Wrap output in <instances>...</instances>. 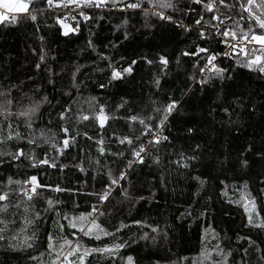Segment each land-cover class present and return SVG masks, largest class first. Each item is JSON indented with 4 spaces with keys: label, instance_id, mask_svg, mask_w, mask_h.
I'll list each match as a JSON object with an SVG mask.
<instances>
[{
    "label": "trees",
    "instance_id": "1",
    "mask_svg": "<svg viewBox=\"0 0 264 264\" xmlns=\"http://www.w3.org/2000/svg\"><path fill=\"white\" fill-rule=\"evenodd\" d=\"M66 1L0 23V264H264L261 54L216 35L264 32V0H104L70 36Z\"/></svg>",
    "mask_w": 264,
    "mask_h": 264
},
{
    "label": "snow or ice",
    "instance_id": "2",
    "mask_svg": "<svg viewBox=\"0 0 264 264\" xmlns=\"http://www.w3.org/2000/svg\"><path fill=\"white\" fill-rule=\"evenodd\" d=\"M53 2V0H48V3L51 4ZM78 2V0H77ZM86 2H91V0H86ZM104 0H101V3H103ZM197 2H199V0H197ZM31 0H0V23H15L17 21L18 18V14L21 13H28L29 11V6H30ZM221 3H223V0H221ZM254 0H248V4H253ZM131 7H137V5L133 4L130 5ZM207 7L209 8V10L212 9V4L207 5ZM248 11H251V9H247ZM11 14V15H10ZM255 20L257 21L258 27L262 30H264V19H261L260 16H255L254 17ZM31 19L35 20L36 17L34 15H31ZM214 19H219L218 17H214ZM200 21H197V23H199ZM61 23H63V21H61ZM251 35H249V33H244L242 37L239 38L240 40V44H231L229 45L234 51L237 49V47H239V52L237 53L238 55H244L247 56L249 51L252 52H256L259 51L261 53L260 56H255L254 59H251L248 62V66L249 67H253V66H257L259 67V70L261 72H264V32H262L261 34H256L255 31L253 30H249ZM67 34V33H65ZM223 36L225 37H231L232 39H237V33L235 31L232 30H228L225 31L223 33ZM247 42V43H244ZM247 44H259L261 47L259 49H248L247 48ZM243 45V46H240ZM199 51L204 52L206 51L205 49H200ZM216 59L215 55L210 56L209 58V63L211 64L212 61H214ZM162 61L164 63H167L166 60ZM213 69L219 74L221 72H223V69H219L216 68L215 65H213ZM125 71H131V69H126ZM120 73L119 72H115L114 73V78L119 77ZM175 107V104H170L168 105L167 111L171 112L172 109ZM85 119H87V117H84ZM166 118V117H165ZM104 119H106V117H104ZM130 142V141H129ZM158 142V141H157ZM67 141H64V145L67 146ZM141 151H143V149H141ZM19 155H23L22 152L17 154V158L19 157ZM137 155H139V153H137ZM43 163H48L47 160L42 161ZM19 183V182H17ZM27 183L32 184V188L31 189H27L25 190V195L26 198L28 200H32L33 195L36 194V190L37 187H40V185L38 184L36 177H32L31 180H29ZM113 183H116V181L114 180ZM55 191H61V189L56 188ZM8 199V194L4 193V194H0V201H5ZM102 199H107V194H105ZM49 205H52V201L49 200L48 201ZM250 203H252V209H249L247 205H245L246 210H248L249 212H251L252 210H254V201H251ZM2 210V209H0ZM81 220H85L87 219L86 217H81ZM249 220L251 222L252 217L251 215L249 216ZM71 226L73 228L76 227L75 223H72ZM99 230V231H103V229H100V226L97 225L95 223V221H92L90 226H88L87 228L85 227H80V231L83 232L85 235H90L93 233V230ZM105 235H109L110 233H104ZM99 235L96 236V239H99ZM69 248L71 249L68 253V255H76L77 253L80 252L81 249V245L80 244H75L73 245L72 241H66L65 242ZM52 245L50 244V247ZM116 247H120L119 245H116ZM90 251H101V252H107V251H112V249L109 248H104V249H85L83 251V254L79 257V264H83V257L87 256L89 254ZM65 259H67V257H65ZM129 264H131L132 262V258L129 257ZM69 264H72V262H69Z\"/></svg>",
    "mask_w": 264,
    "mask_h": 264
},
{
    "label": "built area",
    "instance_id": "3",
    "mask_svg": "<svg viewBox=\"0 0 264 264\" xmlns=\"http://www.w3.org/2000/svg\"><path fill=\"white\" fill-rule=\"evenodd\" d=\"M50 9L54 10L55 3H48ZM119 10H126L127 8L124 6H118ZM106 10L108 9L107 4L104 2L101 3V0H91V2H86V0H67L63 9V14L58 21V25L62 30L63 35L70 36L72 34L78 33L81 29L83 23L90 19L91 12L93 10ZM156 13H159L160 10L157 8H153ZM63 21V23H61ZM67 33V34H65ZM201 35L203 37L208 38L212 33L215 34L217 31L212 32L210 29H202L200 30ZM219 38H221L225 44L224 56H230L233 54H237L239 52V47L234 51L229 45L231 44H240V40L232 39L230 36L225 37L223 34H216ZM247 43V42H244ZM243 46V45H240ZM261 46L259 44H247L248 49H259ZM259 53V51H257ZM252 53V51H249ZM261 54V53H260Z\"/></svg>",
    "mask_w": 264,
    "mask_h": 264
},
{
    "label": "water",
    "instance_id": "4",
    "mask_svg": "<svg viewBox=\"0 0 264 264\" xmlns=\"http://www.w3.org/2000/svg\"><path fill=\"white\" fill-rule=\"evenodd\" d=\"M257 1H258V0H254V3L251 4V5H249V6L247 7V9H251V8L256 4ZM247 13H248V14H251V12L248 11V10H247Z\"/></svg>",
    "mask_w": 264,
    "mask_h": 264
},
{
    "label": "rangeland",
    "instance_id": "5",
    "mask_svg": "<svg viewBox=\"0 0 264 264\" xmlns=\"http://www.w3.org/2000/svg\"><path fill=\"white\" fill-rule=\"evenodd\" d=\"M22 14V13H21ZM11 15V14H10ZM18 15H20V14H18Z\"/></svg>",
    "mask_w": 264,
    "mask_h": 264
}]
</instances>
